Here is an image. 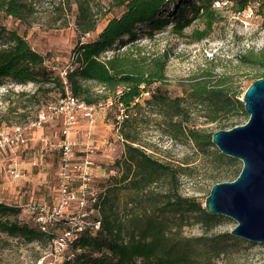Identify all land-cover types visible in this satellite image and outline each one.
Instances as JSON below:
<instances>
[{
    "label": "rangeland",
    "instance_id": "1",
    "mask_svg": "<svg viewBox=\"0 0 264 264\" xmlns=\"http://www.w3.org/2000/svg\"><path fill=\"white\" fill-rule=\"evenodd\" d=\"M32 1L36 12L30 20V25L3 13L0 14V24L23 34L34 49L45 55L47 67L60 75L71 66L70 51L75 42L78 39L83 41L93 39L110 18L120 15L124 9L123 5L112 4L113 0H88L97 18V24L93 31L79 36L75 24L77 14L75 0H69L70 3H66L67 0ZM62 1L65 2V8L60 9ZM183 1L202 3L207 0ZM167 4L173 5L170 0ZM238 4L239 0H210L208 6L215 20L209 34L201 40L194 39L192 32L206 27L205 10L184 28L182 36L170 31L171 21L162 29L155 31L151 38L147 35L148 28L145 25H137L134 29L136 34L134 43L140 45L142 52L168 53L164 81L145 88L135 101L138 105L122 111L125 122H115V115L119 110L117 106L111 105L98 109L91 128L81 119L71 131L74 157L69 166L76 168L89 154L92 160V173L88 186L91 189L93 187L102 189V184L108 186L110 198L119 215L130 209L131 204L128 203L127 206L125 204L135 197L134 192L113 182V177H118L122 170L124 142L128 141L124 133L131 136L133 145L145 150L157 161L167 164L170 169L176 170L179 193L194 198L201 202L202 206L210 187L215 182L234 179L241 168L240 159H229L230 156L221 153L215 144L198 146L187 135H176L178 116H173L169 107L164 104L146 102L151 93L157 90L168 99V103L176 97L180 98L185 111L181 117L185 129H194L201 133L230 128L247 119L248 114L237 109L228 114L221 112L216 120L211 121L209 119L211 106L208 100L203 98L202 102H197L190 96L192 86L198 81L206 80L209 88L214 83H222L232 98L240 100L245 88L264 71L261 64L243 62L239 56L254 53L260 59H264V56H261V52L264 53L262 14L264 0H249L240 12L235 10ZM162 13L163 16H170L166 10ZM186 13L188 16L191 15V10L187 9ZM122 39L124 43L117 42L106 52L107 56L123 51L124 47L131 43L127 35ZM88 84L94 93L103 91V87L95 82ZM33 88L31 82L17 84L8 79L0 84V129L35 119L38 111L45 106L48 115H51L47 105L54 104L59 99L60 91L57 86L42 95L39 103L29 104L25 115L9 110V106L23 101L18 96L21 91L31 92ZM21 111L23 108L18 107L17 112ZM88 129L91 130L89 133ZM33 132L37 134L29 144V148H33L32 153L22 152L19 157L23 165L35 159L39 161L31 170V176L37 181L35 186L30 182L20 186L13 183L5 189L4 196L1 194L0 197L8 204L19 207L18 213L7 215V218L19 222H31L30 214L25 210L28 202L52 205L59 197L61 122L56 117L48 118L41 128ZM6 165L4 162L1 165L0 183H10V177L5 171ZM41 165H45V178L39 175ZM71 171L75 172V169ZM170 184L171 180L168 177H161L153 189L159 193L164 192L168 190ZM12 187L15 188L13 192ZM90 205L91 202H87L86 207L89 208ZM76 208L77 205L72 200L69 213ZM134 211H138V208ZM89 215L90 218H97L99 211L92 207ZM165 217L170 220L172 232L198 243L194 246L197 264H264V244L252 243L240 237L220 243L222 251L215 255L213 243L210 242L215 241L219 234L230 231L235 225V221L228 216L220 215L209 227L197 220L199 214L187 212L180 229H175L177 218H174L172 213H167ZM63 228L64 224H59L53 227L52 232L57 234ZM51 250V242L47 237L46 240L27 242L18 236L0 232V264H35L43 255H46L47 262L51 257Z\"/></svg>",
    "mask_w": 264,
    "mask_h": 264
},
{
    "label": "trees",
    "instance_id": "2",
    "mask_svg": "<svg viewBox=\"0 0 264 264\" xmlns=\"http://www.w3.org/2000/svg\"><path fill=\"white\" fill-rule=\"evenodd\" d=\"M167 1L169 0H113L112 4L124 6L123 11L120 15L110 18L93 39H78L75 42L70 51L71 66L65 70L66 83L59 73L55 74L47 67L45 55L34 49L23 34L0 24V84L8 79L17 84L31 82L34 85L31 92L21 91L18 96L23 101L9 106V110L25 115L29 104L39 103V98L54 90L55 86L60 91L59 98L65 95L67 87L72 95L89 104L111 97L118 110L137 106L135 101L145 88L164 81L168 53L142 52L140 45L134 43L135 27L145 25L148 28L147 35L151 38L155 31L171 21L170 31L182 36L184 28L205 10L206 27L192 32L194 39L201 40L209 34L215 20L208 6L210 0L202 3L170 0L172 6H169ZM248 1L239 0L235 10H243ZM75 2L76 30L79 36H83L95 29L97 18L88 0ZM66 3L70 1L67 0ZM59 8H65L64 1L60 3ZM187 9L191 10L189 16ZM163 10L168 11L170 16H163ZM35 12L32 0H0V14L3 13L26 25H30ZM125 35L131 43L125 46L123 51L107 56L106 52L117 42L124 43L122 38ZM239 56L243 62L264 66V59L254 53ZM261 56H264L263 52ZM261 76H264V71L256 78ZM89 82L101 85L103 91L94 93ZM208 85L206 80L198 81L192 86L190 96L197 102H202L203 98L208 100L211 106V121L216 120L221 112L228 114L232 110L241 109L247 114L243 102L232 98L222 83H214L211 88ZM180 100L176 97L168 103V99L157 90L151 93L146 102L164 104L169 107L173 116H178L176 135H187L198 146L213 145L212 133L185 129L181 119L185 111ZM18 107L23 108L21 113L17 112ZM125 120L123 117L121 120L115 119V122L122 123ZM124 136L128 141L124 142L122 170L118 177H113V182L134 192L135 197L125 204L127 206L130 203L131 207L125 214L119 215L110 198L108 186L102 184V189L96 187L98 192L91 206L99 211L97 218L100 225L95 230L85 228L80 232L69 247L71 255L64 258L60 264H197L194 246L198 243L172 232L170 220L165 215L172 213L173 217L177 218L175 229H180L187 212L199 214L197 220L209 227L220 215L208 213L201 202L181 195L178 191L177 171L133 145V139L128 133H124ZM228 158L234 159L231 156ZM239 171L240 169L236 176ZM161 177H168L171 184L167 191L159 193L153 188ZM135 208H138V211H134ZM18 211V206L0 201V232L18 236L27 242L46 240V237L51 240L54 236L52 230L41 231L32 220L19 222L7 218V215L16 214ZM235 238L237 237L229 231L219 234L215 241L210 242L213 243L215 255L222 251L220 243Z\"/></svg>",
    "mask_w": 264,
    "mask_h": 264
},
{
    "label": "built area",
    "instance_id": "3",
    "mask_svg": "<svg viewBox=\"0 0 264 264\" xmlns=\"http://www.w3.org/2000/svg\"><path fill=\"white\" fill-rule=\"evenodd\" d=\"M65 72L64 70L61 73L64 83H66ZM111 105H113L111 97L98 103L89 104L72 95L66 87L64 96L59 98L56 103L47 105L51 115H48L45 106L38 111L35 119L0 129V159H9L7 172L13 177H20L23 172L10 154L28 145L33 131L41 128L48 118L56 117L61 122L62 137L59 141L61 183L58 200L52 205L44 202H28L25 210L41 231L50 232L53 227L62 223L64 228L61 232L54 233L50 240L52 246L50 259L46 262V255H43L36 260L35 264H60L64 258L71 255L69 247L80 232L85 228L95 230L100 225L98 218L89 217L92 206L86 207L87 202L90 201L92 204L95 201L98 192L97 188L91 189L88 186V180L92 173V160L87 154L81 165L76 168L69 166L74 157V141L71 139L70 133L81 119L89 125H93L98 109ZM122 111L123 109L119 108V113L115 115L116 119L120 120L119 118L123 117ZM89 132L90 130H88ZM72 169H75V172L71 171ZM72 200L75 201L77 208L69 213Z\"/></svg>",
    "mask_w": 264,
    "mask_h": 264
},
{
    "label": "water",
    "instance_id": "4",
    "mask_svg": "<svg viewBox=\"0 0 264 264\" xmlns=\"http://www.w3.org/2000/svg\"><path fill=\"white\" fill-rule=\"evenodd\" d=\"M240 100L247 119L211 134L221 153L241 160L240 171L230 181L215 182L203 207L232 218L233 236L264 244V76L254 79Z\"/></svg>",
    "mask_w": 264,
    "mask_h": 264
},
{
    "label": "crops",
    "instance_id": "5",
    "mask_svg": "<svg viewBox=\"0 0 264 264\" xmlns=\"http://www.w3.org/2000/svg\"><path fill=\"white\" fill-rule=\"evenodd\" d=\"M88 124V123H87ZM88 127L89 128H91L92 127V125H89L88 124ZM88 130H90V129H88ZM91 131V130H90ZM35 134H37V132H33V135H32V138L30 139V141L35 137ZM30 141H29V143H28V145H26L25 147H23V148H19V149H17L14 153H12V154H10V156H11V158H14L16 161H17V165H18V167L21 169V171L23 172V175H21L20 177H13L12 175H10L8 172H7V167H9V159H0V168H1V165H2V163L4 162V163H7V165H6V173L8 174V176L10 177L9 179V182L10 183H6V182H2V183H0V197H2V196H4V192H5V189H7L11 184H13L14 183V185L15 186H17V185H23V184H25V182H30L31 184H33L34 186H35V182H37V181H35V178L34 177H32L31 175H32V172H31V170H32V166L34 165H38V162L39 161H37V159H35L34 161H31L30 163H28L27 165H23V162H22V159H21V157H19V155H21L20 153H25L26 151H28V153H32V147L31 148H29V144H30ZM31 146V145H30ZM27 153V152H26ZM10 158V157H9ZM34 163V164H33ZM42 164V163H41ZM45 165H41V167H40V171H39V175L41 176V177H44L45 178V174H44V172H45ZM44 181V180H43ZM41 183H44V182H41ZM14 186V187H15ZM33 186V187H34ZM14 187H12V192L14 191ZM1 194H3L2 196H1ZM0 200H1V198H0ZM2 201H3V199H2ZM3 202H5V201H3ZM7 203V202H6Z\"/></svg>",
    "mask_w": 264,
    "mask_h": 264
}]
</instances>
